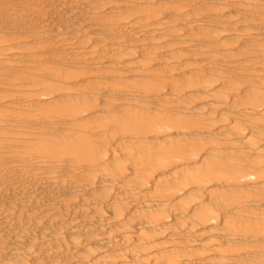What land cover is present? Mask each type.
I'll list each match as a JSON object with an SVG mask.
<instances>
[{
	"label": "bare ground",
	"instance_id": "obj_1",
	"mask_svg": "<svg viewBox=\"0 0 264 264\" xmlns=\"http://www.w3.org/2000/svg\"><path fill=\"white\" fill-rule=\"evenodd\" d=\"M0 264H264V0H0Z\"/></svg>",
	"mask_w": 264,
	"mask_h": 264
}]
</instances>
